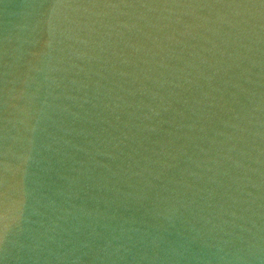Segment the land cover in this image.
Instances as JSON below:
<instances>
[{
  "label": "water",
  "instance_id": "obj_1",
  "mask_svg": "<svg viewBox=\"0 0 264 264\" xmlns=\"http://www.w3.org/2000/svg\"><path fill=\"white\" fill-rule=\"evenodd\" d=\"M0 264H264V0H0Z\"/></svg>",
  "mask_w": 264,
  "mask_h": 264
},
{
  "label": "snow or ice",
  "instance_id": "obj_2",
  "mask_svg": "<svg viewBox=\"0 0 264 264\" xmlns=\"http://www.w3.org/2000/svg\"><path fill=\"white\" fill-rule=\"evenodd\" d=\"M61 2H63V0H61Z\"/></svg>",
  "mask_w": 264,
  "mask_h": 264
}]
</instances>
